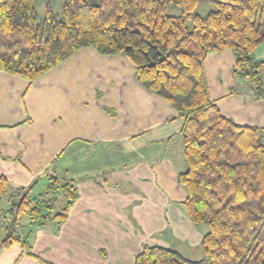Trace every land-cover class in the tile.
Returning a JSON list of instances; mask_svg holds the SVG:
<instances>
[{"label":"crops","instance_id":"obj_1","mask_svg":"<svg viewBox=\"0 0 264 264\" xmlns=\"http://www.w3.org/2000/svg\"><path fill=\"white\" fill-rule=\"evenodd\" d=\"M45 8V5H44ZM252 58L264 62V42ZM224 51L204 61L211 100L237 125L264 129V100L232 76ZM131 61L81 48L32 84L0 70V176L28 187L51 169L75 182L76 199L60 223L15 226L18 241L0 264H134L144 247H173L201 259L208 232L193 224L177 184L187 170L184 119L141 87ZM40 178L32 195L44 190ZM8 200L0 202V211ZM0 228V243L4 239Z\"/></svg>","mask_w":264,"mask_h":264},{"label":"trees","instance_id":"obj_2","mask_svg":"<svg viewBox=\"0 0 264 264\" xmlns=\"http://www.w3.org/2000/svg\"><path fill=\"white\" fill-rule=\"evenodd\" d=\"M36 1L0 0L1 71L30 85L81 48L119 54L131 61L137 83L184 119L187 170L176 181L187 193V218L208 230L199 245L202 257L144 247L134 264H264V129L224 117L209 96L204 71L209 54L228 51L235 58L232 76L251 98L264 100V62L252 58L264 42V0H61L60 15L44 0L42 19ZM200 1L216 7L200 17ZM173 8L178 16L169 13ZM40 178H46L45 188L32 195ZM3 199L0 250H7L18 241L22 216L34 225L63 221L76 199L75 182L51 169L28 187L0 176Z\"/></svg>","mask_w":264,"mask_h":264},{"label":"rangeland","instance_id":"obj_3","mask_svg":"<svg viewBox=\"0 0 264 264\" xmlns=\"http://www.w3.org/2000/svg\"><path fill=\"white\" fill-rule=\"evenodd\" d=\"M50 6H51V10L55 14L57 15L61 14V0H50ZM215 7L216 5L212 1H200L197 4L195 13L199 15L200 17H205L210 11H213ZM36 11H37L38 19H42L43 14H44V0L36 1ZM169 13L178 16L180 14V11L177 8H173L169 10ZM186 23H187L188 28L191 29L193 26V21L191 19H188ZM0 238L2 239L3 237L0 236ZM192 260H197V258L193 257Z\"/></svg>","mask_w":264,"mask_h":264},{"label":"built area","instance_id":"obj_4","mask_svg":"<svg viewBox=\"0 0 264 264\" xmlns=\"http://www.w3.org/2000/svg\"><path fill=\"white\" fill-rule=\"evenodd\" d=\"M5 219H6V220H9V219H8V215H7V214L5 215ZM1 224H2V222H1Z\"/></svg>","mask_w":264,"mask_h":264}]
</instances>
